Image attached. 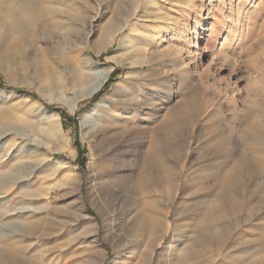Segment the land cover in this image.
<instances>
[{"label":"bare ground","instance_id":"6f19581e","mask_svg":"<svg viewBox=\"0 0 264 264\" xmlns=\"http://www.w3.org/2000/svg\"><path fill=\"white\" fill-rule=\"evenodd\" d=\"M48 1L46 4L41 0H16L8 6L0 3V60L10 63L20 58L23 65L31 68L36 79V89L45 99L51 100L52 95L58 91L83 84L87 75L82 67H78L67 55H62L65 75L57 72L42 55L35 53L29 59L23 58L19 38L32 27L31 25H42L45 16L57 19L52 23L62 24L65 29L72 25L76 15L73 0ZM83 1L85 5L89 4V0ZM146 1L149 2L148 6H151L152 12H156L153 18L155 24L151 27L141 26L140 29H148V32H143L142 37H133L134 34L126 36L129 40L125 45L121 38L117 41V33L124 27H136L138 20L145 17L139 14L141 5L139 6L138 2L127 11L118 7L120 22L115 28L108 27L104 35L109 43L116 40L118 46L122 44L128 51L141 54L140 58L132 60L128 66L144 69L125 73V80L114 87L111 98L99 102L94 107L97 110V118L92 125L88 116H84L81 121L86 138L101 135L98 146L102 150L106 145V136L121 137L117 142H110L106 150L113 144L129 141L131 138H123L124 133H133L136 144L149 143L139 155L136 176H133L131 171L129 175L125 174L124 168L134 169V166L126 162L123 156L119 157L121 165L118 167L121 169L117 171L118 168L111 164L104 166L110 155L106 153L102 156L91 149L87 181L92 202L104 201V192L106 198L110 196L115 199V195L119 193L118 182L133 196L132 207L125 216L126 222L131 224L128 227L133 234H129L130 239H124L123 242L118 233L114 264H264V106L258 110L253 109L256 111V118L246 122L242 128L237 125L242 123L245 115L238 114L231 103L228 107L229 117H218L224 121L223 126H213L212 117H207L206 125L209 126V131L206 140L211 143L197 157L200 166L192 170L193 164L187 161L190 141L178 135L177 128L186 124L191 130L189 133H192L195 120L206 106L202 105L199 98L186 99L178 105H170L171 96L184 93L183 89L187 85H190L189 91L192 92L201 90L202 85L207 88L214 86L207 85L206 80L197 81L194 72L201 78L205 72H198L196 67L194 70L189 69L184 59L177 56L172 55V58L166 61L167 70L162 73L158 72L159 68H152L156 66L153 60L158 52L155 39L165 27L176 31L179 24L172 25L167 22L168 18L163 12H158L159 8L155 6L156 0ZM238 6H241L240 2ZM148 20L152 19L146 16L145 21ZM239 20L237 17L235 21ZM198 27L197 25L194 29V39ZM179 29V33H183L184 30ZM133 32H136V29H131V33ZM87 38L88 36L85 37ZM189 42H192L190 37ZM147 50L150 53L147 54ZM171 54L170 52L169 56ZM188 55H191L190 46ZM220 58L230 59L228 53H222ZM109 74L110 70L95 72V81L88 94L92 95L98 91ZM154 74H161L160 78L154 80L160 86L155 92V99H162L164 102L157 105L158 107L153 105L154 107L146 109L145 105H149L145 98L147 84L143 80ZM215 88L216 92L223 94L225 100L233 93L229 79L224 80L222 87ZM254 102L260 103L258 100ZM38 108L42 116L55 117V114L44 107ZM151 108L154 112L150 113ZM247 108L251 110L250 106ZM160 109H166L167 112L158 121L157 113ZM2 136L4 133L0 124V138ZM60 149L62 150L59 148V151ZM34 170L45 172L41 165L30 166L28 172ZM203 170L208 173H202ZM194 171L198 174H195L196 179L192 181L194 177L190 175L195 173ZM46 174L37 186L26 192L30 199L39 200V204L25 209L26 220L19 225L22 230L16 233L18 235L13 233L14 236L2 239L0 264L16 263L17 250L14 243L17 240H23L26 244L38 242L41 245L39 264H97L95 255L100 249L95 237L96 223L85 213L80 197L71 201L63 200L64 197L75 194L80 178L75 172L64 168L59 179L44 185L45 179L50 175ZM17 181L19 179L12 182ZM180 191L184 195L189 192L188 194L196 199L191 208L181 209L178 206L182 203L176 201ZM53 193H56L57 197L52 201ZM60 202L61 211L52 214V209ZM173 204L176 205L174 224L170 226L169 206ZM109 206L105 202L100 207L96 205L103 217L106 232L116 230L117 223L116 215L110 212ZM48 219H53L56 226H49ZM178 221H183V224L180 225ZM61 231H66L68 236L64 244L56 240ZM254 234L255 237H251ZM166 236L168 241L161 247V251L155 254V247Z\"/></svg>","mask_w":264,"mask_h":264},{"label":"rangeland","instance_id":"374dc122","mask_svg":"<svg viewBox=\"0 0 264 264\" xmlns=\"http://www.w3.org/2000/svg\"><path fill=\"white\" fill-rule=\"evenodd\" d=\"M14 1L16 0H0V3L8 6L14 4ZM41 1L46 4L49 2ZM88 2L89 4L85 5L83 0H73L76 15L72 25L67 26L68 28L65 26L67 29L62 24L52 23L57 19L45 16V22L42 25H31L32 27L19 38L23 58L29 59L35 53L42 55L62 75H65L62 55L72 58L87 75L85 82L80 86L60 90L52 95L51 100H47L36 89V79L31 68L23 65L20 58L10 63L0 60V124L4 133V136L0 138V250L4 237L18 235L16 233L21 232L22 228L19 225L26 220L25 209L39 204V200L30 199L26 192L37 186L46 173L50 175L45 179L44 185L59 179L63 175L64 168H68L80 179L77 182L75 194L68 195L63 200L71 201L77 197L82 199L85 213L96 223L95 237L100 249V252L95 255L96 263L114 264L118 235L120 234L122 237L120 240L124 242L130 239L129 234H133L128 227L131 224L126 222L125 217L132 207L133 196L118 182L119 193L115 195V199L110 196L106 198L104 192L102 196L104 201L92 202L87 181L91 149L93 148L102 156L106 153L110 155L109 161L104 163V166L111 164L118 168L117 171L121 169L118 167L121 165L119 157L123 156L126 162L134 166V169L124 168L125 174L129 175L132 172L131 174L136 176L139 155L149 143L136 144L133 133H124L127 137L123 138H131L129 141L113 144L106 150L110 142L121 139L120 135L106 136L104 141L106 145L102 150L98 146L101 135L86 138L83 135L85 131H82L81 121L84 116H88L91 120L90 124H93L97 118V110L94 107L99 102L111 98L114 87L125 80V73L144 69L128 66L132 60L140 58L141 54L128 51L122 44L118 46L117 41L121 38L125 45L129 40L126 36L134 34L133 37H142L143 32H148V29L147 27L140 29L141 26L154 25L153 18L156 12H152L146 0H89ZM137 2L139 6L141 5L139 14L145 17L138 20L136 27L134 25L124 27L117 33V41L109 43L105 40V30L110 26L117 27L120 22L121 15L117 8L121 7L127 11L138 4ZM239 2L241 6H238ZM156 4L155 6L159 8L158 12H163L162 14L168 18V23L179 24L178 29L184 31L180 34L178 29L175 31L171 27H165L166 29L160 32L155 39L158 52L153 62L156 66L152 68L157 67L158 72L162 73L167 70L166 61L171 59L172 55L177 56L184 59L189 69L194 70L196 67L198 72L201 70L205 72L202 78L194 72L197 81L206 80L207 85L214 86V88H207L202 85L201 90L192 92L189 91L190 85L189 87L187 85L183 89L184 93H176L170 100V105H178L186 99L199 98L202 105L206 106L203 113L195 120L192 133H189L191 130L185 126L186 124L177 128L178 135L190 141L187 161L193 164L192 170H195L200 166L197 158L199 153L211 143L210 140V142L206 140L209 131V126L206 125L207 117H212L213 126L218 124L223 126L225 123L220 118L229 117L228 107L231 103L234 104L233 107L237 109L238 114L245 115L242 123L237 125L238 128H242L246 122L256 118V111L253 109L258 110L264 106V0H156ZM146 16L152 20L145 21ZM237 17L240 19L239 22L235 21ZM197 25L199 27L194 39V29ZM131 29H136V32L131 33ZM86 36H88L87 39H85ZM189 37L192 40L191 43ZM189 46L191 55H188ZM233 51L234 54H232ZM170 52L172 54L169 56ZM146 53L150 52L147 50ZM222 53H228L230 59H221ZM99 70H110V74L100 89L89 95L88 92L95 81L93 74ZM148 72L150 74V71ZM160 75H150L143 80L147 84L145 98L149 105H145L146 109L164 102L162 99L159 101L155 99V92L160 86L154 80L160 78ZM228 79L233 93H230L229 99L225 100L222 93L215 91V86L222 87L224 80ZM254 100L260 103L256 104ZM38 106L55 114V117L42 116ZM248 106L251 110L246 109ZM149 112H154L153 108ZM166 112V109L159 110L158 121ZM217 112L219 113L216 114ZM59 148L62 150L59 151ZM34 165H41L45 172L34 170L29 173L28 169ZM202 173H208V171L203 170ZM195 174L198 173L190 175L194 177L191 178L192 181L196 179ZM18 179L17 183L12 182ZM188 193L185 192L186 195H184L180 191L178 194L176 201L182 202L178 205L181 209L191 208L196 202V199ZM56 197V193H53L51 200H55ZM104 202L111 206H109L110 212L116 215L117 223L114 231L106 232L103 217L97 209ZM61 204L62 202L56 204L57 208L54 207L51 213L60 212ZM175 206V204L169 206L170 226L174 224ZM2 208L6 210L1 211ZM47 223L49 226H56L53 219H48ZM178 223L182 225L183 221ZM251 237L254 238L255 234ZM67 238L66 231H61L56 240L64 244ZM168 239V236L164 237L155 247V254L161 251V247ZM14 247L17 250L15 264H39L42 247L38 242L26 244L23 240H17Z\"/></svg>","mask_w":264,"mask_h":264}]
</instances>
